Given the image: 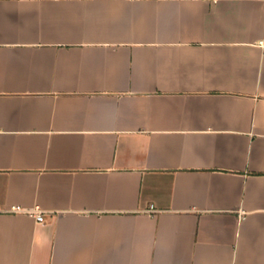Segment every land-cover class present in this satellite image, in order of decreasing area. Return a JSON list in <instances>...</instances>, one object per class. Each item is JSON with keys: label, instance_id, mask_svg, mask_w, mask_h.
Here are the masks:
<instances>
[{"label": "crops", "instance_id": "crops-1", "mask_svg": "<svg viewBox=\"0 0 264 264\" xmlns=\"http://www.w3.org/2000/svg\"><path fill=\"white\" fill-rule=\"evenodd\" d=\"M0 264H264V0H0Z\"/></svg>", "mask_w": 264, "mask_h": 264}, {"label": "built area", "instance_id": "built-area-1", "mask_svg": "<svg viewBox=\"0 0 264 264\" xmlns=\"http://www.w3.org/2000/svg\"><path fill=\"white\" fill-rule=\"evenodd\" d=\"M9 210L13 213H26L32 215L39 222H43L45 220V213L39 207L27 208L22 205H13Z\"/></svg>", "mask_w": 264, "mask_h": 264}]
</instances>
